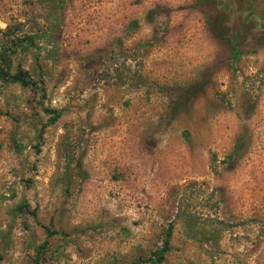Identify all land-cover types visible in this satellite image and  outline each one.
I'll return each mask as SVG.
<instances>
[{"label": "rangeland", "instance_id": "374dc122", "mask_svg": "<svg viewBox=\"0 0 264 264\" xmlns=\"http://www.w3.org/2000/svg\"><path fill=\"white\" fill-rule=\"evenodd\" d=\"M107 1L0 0V54L35 84L0 80V264H264V0H129L142 51L190 66L137 144L92 114L133 75L82 52Z\"/></svg>", "mask_w": 264, "mask_h": 264}, {"label": "crops", "instance_id": "0c3cea01", "mask_svg": "<svg viewBox=\"0 0 264 264\" xmlns=\"http://www.w3.org/2000/svg\"><path fill=\"white\" fill-rule=\"evenodd\" d=\"M133 11L129 0H109L100 5L96 18L98 29L96 31L90 29L87 34L90 43L82 50L84 55H97L111 46L106 56L118 58L121 65L120 73L133 74L130 77L121 78V74L117 72L118 77L115 83L107 86L103 94H98L96 99V103L101 104V107L105 106L106 109H98L96 106V109L92 111L94 116L103 121V134L111 136L114 144L116 138L112 131L116 127L125 132L123 134L125 138H121L123 142L137 144L139 138L143 137L148 121L159 116L163 117L162 111L152 110L154 95L168 97L169 92L165 91L167 88L184 86L186 67H190L186 64V49L180 44L175 48L168 47L165 50L150 48L143 52L137 38L139 22L133 18ZM83 35L86 36L85 33ZM80 38L79 36L73 38V46L81 43ZM79 49L82 48L75 47L74 50ZM86 62L91 63L89 60ZM142 69L148 76L138 79V73ZM134 74L137 79L132 77ZM153 86L161 93L148 90ZM110 118L113 123L107 127L105 123ZM106 127L107 129H104ZM118 145L120 143L116 144L115 148Z\"/></svg>", "mask_w": 264, "mask_h": 264}, {"label": "trees", "instance_id": "16d2710c", "mask_svg": "<svg viewBox=\"0 0 264 264\" xmlns=\"http://www.w3.org/2000/svg\"><path fill=\"white\" fill-rule=\"evenodd\" d=\"M23 39L27 41L29 44H32L33 38L31 36H26ZM10 69V62L8 59H5L4 54H0V80L1 81H6L9 83H18L22 87H29L32 88L35 86V84L28 78V74L26 71L23 70H17L15 73L10 74L9 73ZM54 113V111L50 112ZM56 117V115H55ZM166 242L163 243V248L161 250V253L157 256V260L161 261L163 256L162 253L166 251ZM0 261H1V256H0Z\"/></svg>", "mask_w": 264, "mask_h": 264}]
</instances>
